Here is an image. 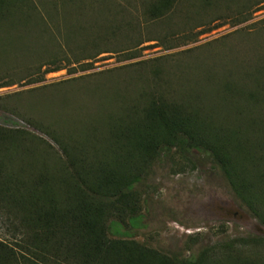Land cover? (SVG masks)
<instances>
[{
  "label": "rangeland",
  "instance_id": "obj_1",
  "mask_svg": "<svg viewBox=\"0 0 264 264\" xmlns=\"http://www.w3.org/2000/svg\"><path fill=\"white\" fill-rule=\"evenodd\" d=\"M159 1H13L0 20V128L34 138L17 141L7 176L68 169L67 153L83 148L93 162L106 152L110 125L152 98L210 109L230 84L236 99L223 103L247 108L245 92L258 91L252 117L264 121V0H171L160 16L151 13ZM94 131L100 145L92 151L86 136ZM135 189L140 220L112 227V239L183 260L264 264V225L208 156L167 152ZM17 225L0 207V242L29 257Z\"/></svg>",
  "mask_w": 264,
  "mask_h": 264
},
{
  "label": "trees",
  "instance_id": "obj_2",
  "mask_svg": "<svg viewBox=\"0 0 264 264\" xmlns=\"http://www.w3.org/2000/svg\"><path fill=\"white\" fill-rule=\"evenodd\" d=\"M13 1L0 0V20L8 18ZM170 3L159 1L151 13L163 15ZM223 86L226 93L211 110L152 98L141 112L122 114L110 125L108 138L101 141L106 152L94 154L93 162L82 154L84 148L79 153L72 150L67 153L68 169H40L26 178L7 176L12 171L7 163L22 149L19 139L32 142L34 137L0 128V207L9 209L19 225L16 231L25 234L23 249L46 264H58L60 259L73 264H244L234 258L215 261L207 255L183 260L132 239L110 237L112 227L127 219L132 226L138 224L135 186L157 159L174 149L208 156L226 176L236 199L264 225V121L252 117L263 95L245 92L247 108H231L224 100L236 99L237 91L233 85ZM226 111L228 117L218 116ZM98 135L94 131L92 138L86 136L92 140V151L100 145ZM33 150L23 148L24 153ZM107 153L108 161L103 158ZM30 256L19 257L14 248L0 242V264H36Z\"/></svg>",
  "mask_w": 264,
  "mask_h": 264
}]
</instances>
